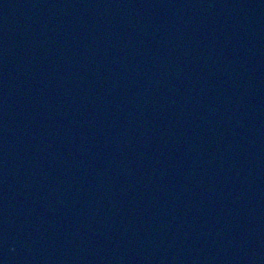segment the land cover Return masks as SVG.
<instances>
[{"label": "water", "instance_id": "obj_1", "mask_svg": "<svg viewBox=\"0 0 264 264\" xmlns=\"http://www.w3.org/2000/svg\"><path fill=\"white\" fill-rule=\"evenodd\" d=\"M0 264H264V0H0Z\"/></svg>", "mask_w": 264, "mask_h": 264}]
</instances>
